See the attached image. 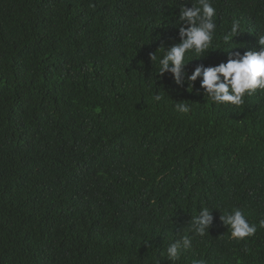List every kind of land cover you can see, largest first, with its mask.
I'll list each match as a JSON object with an SVG mask.
<instances>
[{"label": "trees", "instance_id": "1", "mask_svg": "<svg viewBox=\"0 0 264 264\" xmlns=\"http://www.w3.org/2000/svg\"><path fill=\"white\" fill-rule=\"evenodd\" d=\"M204 2L174 74L199 0H0V264H264V89L202 86L264 47V0Z\"/></svg>", "mask_w": 264, "mask_h": 264}, {"label": "clouds", "instance_id": "2", "mask_svg": "<svg viewBox=\"0 0 264 264\" xmlns=\"http://www.w3.org/2000/svg\"><path fill=\"white\" fill-rule=\"evenodd\" d=\"M199 3L203 7L204 17L199 15L200 7L198 6L182 9L180 19H186L190 27L181 28V36L184 37L182 43L171 48L160 60L163 69H168L169 62H171L173 67L170 70L174 74L178 73L187 50L195 47L197 51H200L207 46V42L210 40L208 30L213 25L208 22L207 17L212 15L213 9L204 0H199ZM197 21H199V25H197ZM233 31H235V26ZM259 43L264 45V37L260 38ZM199 73L200 68L198 67L191 78L195 79ZM218 73L223 75L225 82L214 83L218 80ZM203 76L202 86L208 90L213 99L218 102L228 101L239 104L246 90L264 89V47L259 52H246L238 60H230L226 64L209 68L205 70ZM210 219V216L205 212L204 217L198 221L201 227L197 230L203 231V226L207 225ZM224 220L231 226V235L235 238L243 239L254 235L256 232L257 226L250 224L239 210H235L232 215L226 216ZM259 224L264 227V219H261ZM177 247L176 244H173L168 248L170 256L175 257L177 255Z\"/></svg>", "mask_w": 264, "mask_h": 264}]
</instances>
